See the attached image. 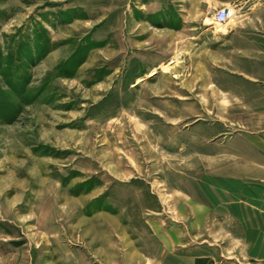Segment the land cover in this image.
Returning a JSON list of instances; mask_svg holds the SVG:
<instances>
[{"label": "rangeland", "instance_id": "374dc122", "mask_svg": "<svg viewBox=\"0 0 264 264\" xmlns=\"http://www.w3.org/2000/svg\"><path fill=\"white\" fill-rule=\"evenodd\" d=\"M209 27L262 38L264 0H0V264H145L235 201L264 98Z\"/></svg>", "mask_w": 264, "mask_h": 264}, {"label": "crops", "instance_id": "0c3cea01", "mask_svg": "<svg viewBox=\"0 0 264 264\" xmlns=\"http://www.w3.org/2000/svg\"><path fill=\"white\" fill-rule=\"evenodd\" d=\"M232 30L224 36L208 28L220 51L227 48L235 63L231 70L249 93L264 98V37L239 38ZM231 146L229 156L241 163L233 173L242 175L248 185L231 187L235 201H191L196 220L182 231L173 224L154 231L150 243L156 251L145 255L152 259L145 264H153L162 250L157 264H264V132L240 136ZM208 212L213 214L206 217ZM196 222L198 230H193Z\"/></svg>", "mask_w": 264, "mask_h": 264}, {"label": "built area", "instance_id": "2783aa9c", "mask_svg": "<svg viewBox=\"0 0 264 264\" xmlns=\"http://www.w3.org/2000/svg\"><path fill=\"white\" fill-rule=\"evenodd\" d=\"M230 16V10L227 7H222L218 10H216L213 14V21L217 24H222L225 21H227V19Z\"/></svg>", "mask_w": 264, "mask_h": 264}, {"label": "bare ground", "instance_id": "6f19581e", "mask_svg": "<svg viewBox=\"0 0 264 264\" xmlns=\"http://www.w3.org/2000/svg\"><path fill=\"white\" fill-rule=\"evenodd\" d=\"M230 11H231V14H232V13H233L232 10H230ZM231 14H230V15H231ZM206 23H215V22H214L213 20H211V22L209 21V22H206ZM216 25L220 26V25H222V24H216ZM150 74H151V73H150Z\"/></svg>", "mask_w": 264, "mask_h": 264}]
</instances>
